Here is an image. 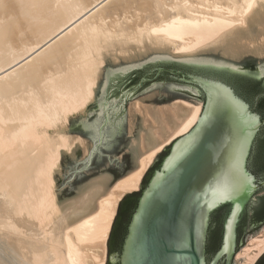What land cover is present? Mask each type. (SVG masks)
<instances>
[{
  "label": "bare ground",
  "instance_id": "bare-ground-1",
  "mask_svg": "<svg viewBox=\"0 0 264 264\" xmlns=\"http://www.w3.org/2000/svg\"><path fill=\"white\" fill-rule=\"evenodd\" d=\"M205 53L264 55V0H0V264L106 263L119 201L194 125L202 102L133 103L130 132L134 113L143 127L131 141L134 167L111 185L109 175L96 177L59 204L61 151L95 149L68 135L66 121L92 99L105 62ZM262 252L264 235L235 260L253 264Z\"/></svg>",
  "mask_w": 264,
  "mask_h": 264
},
{
  "label": "water",
  "instance_id": "water-1",
  "mask_svg": "<svg viewBox=\"0 0 264 264\" xmlns=\"http://www.w3.org/2000/svg\"><path fill=\"white\" fill-rule=\"evenodd\" d=\"M156 82L197 89L201 111L185 134L157 153L138 190L119 201L107 237L105 264H235V253L264 229V225L251 229L247 219L236 244L240 218L264 187L249 169L264 116L256 97L244 87L258 83L264 90V57L248 54L235 61L212 53L153 54L103 68L92 99L66 125L67 132L102 155L121 153L127 144L129 108ZM184 92L189 99L200 97ZM206 109H212L214 118L201 129L197 122ZM189 134L196 137L194 147L176 159L191 142ZM218 211L220 243L207 254L210 217Z\"/></svg>",
  "mask_w": 264,
  "mask_h": 264
},
{
  "label": "rangeland",
  "instance_id": "rangeland-1",
  "mask_svg": "<svg viewBox=\"0 0 264 264\" xmlns=\"http://www.w3.org/2000/svg\"><path fill=\"white\" fill-rule=\"evenodd\" d=\"M244 56H242L240 59H242ZM256 57H264V55L256 56ZM109 64H110L109 62H105L102 69L106 67H110L111 65ZM188 88H192V87L188 84L175 83V82H156L152 84L150 87H148L143 93H141L140 96L133 103L140 102L139 104H143V105H150V104L164 105L176 99H186L191 101L195 100V99L186 98L184 96L185 95L184 91H191ZM196 95H199V93H196ZM199 96L200 97L197 100L202 101L201 95ZM77 114L78 113L70 115L66 121V124H68ZM134 114L132 117L133 126L131 132L129 129V122H128L127 144H126V148L121 153L115 156H106V155H102L98 150L94 149L88 152V154L84 157L81 148L77 144H75L76 146L73 145L72 146L73 148L71 147L69 150L67 149V151L65 149L61 151L59 163L55 169L56 172H53V189L57 203L60 204L63 203L64 201H67L75 197L78 191L83 186L88 184L91 180L95 179L96 177L98 178L102 175H109L110 185H111L116 179H118L119 177H121L127 171L131 170L134 167L135 147L131 145V141L133 139L137 140L139 138V134H140L139 132L142 130L141 128H143L141 124V116L138 113H134ZM129 120H130V116L128 112V121ZM68 135H72V134L69 133ZM260 194L262 193L258 192L254 194L251 200ZM250 202L247 205H251ZM260 232L261 235H259ZM262 235H264L263 229L252 234L247 239L245 244L234 255L235 264H239V262L235 260L236 254H239L241 251H243L249 245L251 240H254L257 236L261 237ZM261 254L259 256H261ZM259 256L257 257V259L259 258ZM106 261H107V242H106Z\"/></svg>",
  "mask_w": 264,
  "mask_h": 264
},
{
  "label": "flooded vegetation",
  "instance_id": "flooded-vegetation-1",
  "mask_svg": "<svg viewBox=\"0 0 264 264\" xmlns=\"http://www.w3.org/2000/svg\"><path fill=\"white\" fill-rule=\"evenodd\" d=\"M263 93H264V90L262 91V93L255 96L256 99L258 100V98L261 97ZM249 169L251 173L255 176L257 182L264 181L263 173H255L250 165H249ZM258 191L261 192L262 194L258 195L257 197L251 200L250 202L251 205L246 206L244 214L240 218L239 225L236 230V244L237 245L241 241L242 236L244 235V228L246 227L245 224H246L247 219L249 220L248 225L251 229L264 225V187H261ZM219 218H221V214L219 211L217 212V214H215V216L211 215L209 229L207 233V242L209 238V231L211 229H215V232H216L215 234L217 236V242L218 244L220 243L221 232H220V219ZM207 242H206V253H207ZM255 264H264V252L263 254H261V256H259Z\"/></svg>",
  "mask_w": 264,
  "mask_h": 264
},
{
  "label": "trees",
  "instance_id": "trees-1",
  "mask_svg": "<svg viewBox=\"0 0 264 264\" xmlns=\"http://www.w3.org/2000/svg\"><path fill=\"white\" fill-rule=\"evenodd\" d=\"M247 94H252L256 96L262 93V89L259 87L258 83H245ZM258 111L264 116V96L258 98ZM249 165L255 173L264 174V126L261 128L257 134L251 153L249 157ZM262 213V212H261ZM215 229L209 231V238L207 242V254L214 250L217 245V236L215 234Z\"/></svg>",
  "mask_w": 264,
  "mask_h": 264
},
{
  "label": "snow or ice",
  "instance_id": "snow-or-ice-1",
  "mask_svg": "<svg viewBox=\"0 0 264 264\" xmlns=\"http://www.w3.org/2000/svg\"><path fill=\"white\" fill-rule=\"evenodd\" d=\"M235 103H238V102H235ZM213 118H214V114H213L212 109H206L205 112L201 115L200 119L197 122L198 127H200L202 129L203 127L209 125L211 123V121L213 120ZM189 139L191 142L184 149V151L182 153H180V155L178 157H176V159L182 158L194 147L196 137L189 134ZM180 243L183 244L184 241H180Z\"/></svg>",
  "mask_w": 264,
  "mask_h": 264
}]
</instances>
